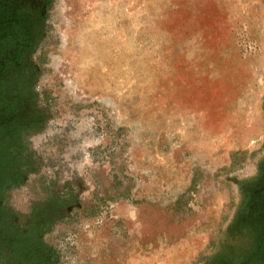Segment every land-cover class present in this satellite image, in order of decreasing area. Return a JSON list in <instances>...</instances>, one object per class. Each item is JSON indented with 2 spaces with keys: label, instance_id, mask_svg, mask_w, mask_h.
<instances>
[{
  "label": "rangeland",
  "instance_id": "1",
  "mask_svg": "<svg viewBox=\"0 0 264 264\" xmlns=\"http://www.w3.org/2000/svg\"><path fill=\"white\" fill-rule=\"evenodd\" d=\"M22 3L0 238L54 264H264V0Z\"/></svg>",
  "mask_w": 264,
  "mask_h": 264
},
{
  "label": "trees",
  "instance_id": "2",
  "mask_svg": "<svg viewBox=\"0 0 264 264\" xmlns=\"http://www.w3.org/2000/svg\"><path fill=\"white\" fill-rule=\"evenodd\" d=\"M21 1L0 0V109L6 113L17 111L16 101L21 99L24 84L28 82L27 76L32 71L31 67H21L23 54H29L34 47L31 43L32 36L24 27L28 3L21 4ZM12 138L13 132L0 126V169L4 176L2 178L15 173L13 168L15 162L14 160L10 162V153L5 145V141L11 142ZM1 148L4 151H1ZM12 189L14 188L11 187ZM46 190L48 193L49 187ZM73 200L68 197L62 203L60 201L57 203L68 208L73 206ZM33 214L36 216L34 209ZM41 246V249L35 250L32 243L27 240L8 241L0 238V263L54 264L48 261L51 254L46 245L41 243ZM42 255L47 256V259Z\"/></svg>",
  "mask_w": 264,
  "mask_h": 264
}]
</instances>
